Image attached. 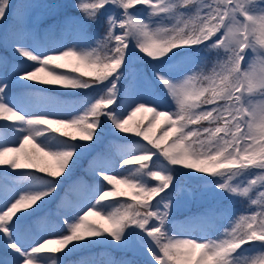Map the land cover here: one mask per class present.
<instances>
[{
	"label": "snow or ice",
	"instance_id": "1",
	"mask_svg": "<svg viewBox=\"0 0 264 264\" xmlns=\"http://www.w3.org/2000/svg\"><path fill=\"white\" fill-rule=\"evenodd\" d=\"M31 7L0 0L25 60L14 81L0 78V264H264V0L49 5L81 15L65 14L59 35L29 46L20 37ZM58 61L75 64L62 71ZM141 111L147 125L129 127ZM89 155L91 184L73 179ZM117 182L135 195L109 199L127 195ZM217 200L246 208L233 214ZM205 201L186 226L172 219Z\"/></svg>",
	"mask_w": 264,
	"mask_h": 264
},
{
	"label": "trees",
	"instance_id": "2",
	"mask_svg": "<svg viewBox=\"0 0 264 264\" xmlns=\"http://www.w3.org/2000/svg\"><path fill=\"white\" fill-rule=\"evenodd\" d=\"M64 1L65 0H19V2H21V3L32 5L34 8H36V10L39 9V13L36 16H34V19L37 22L36 28L34 30V36L35 37L39 36L41 34V30H43V31H46V33L48 35V39L51 40L53 38V32H55L56 35H59L58 28H56L54 26L59 24V20L65 14L72 15V16L81 15L73 7H63V8L56 7V11L55 10H53V11L49 10V8H50L49 5L60 6L62 3L64 4ZM17 2H18V0H13V3H17ZM75 3H76V0H67L65 5H73ZM28 21H30V20H28ZM25 23H23V26L25 25ZM38 27L41 30H39ZM27 29L29 30V29H31V27L30 28L27 27ZM103 30L104 29L101 26L100 29H99L101 34H103ZM25 31L26 30L23 27L22 28V33H23L22 36L25 35ZM0 54H1V56H4L6 61L9 62L8 66L6 67V70L8 72H10V70L16 69L17 64H22L23 65L25 63V60L22 59L21 57L15 55L13 53L12 49L5 48V47H0ZM4 58H3V60H4ZM61 64H63V63H61ZM74 64H75V61L73 62V66H74ZM65 65H67V67H65L66 71H70L71 70V66L68 65V64H65ZM86 70L87 69L84 68V67L81 68V71H86ZM39 75L42 78H45V79H50L51 78V77H49L47 75V72L40 73ZM108 127L109 126H107L106 129ZM58 128L61 129V132H69V133L77 135V136L80 135L79 131L77 129H74V128H66V127H63L61 125H59ZM112 137L113 136L109 135L108 131L106 130V132H105V140L107 141V140L111 139ZM25 151L27 153L32 154V155L35 156V151H34V148H33L32 144H29V146L26 148ZM90 155L86 156L84 158V160L81 162V166L77 169L76 173L73 176V179H76L77 177H83L87 184L93 183L94 178L85 171V169L88 166V160L90 159ZM40 156L42 157V159L40 161L42 166L47 167V166L51 165L53 168H55V163L56 162L53 159H51L50 157H44L43 154H40ZM60 192L62 194L63 193V189H61ZM86 192H87V188H85V190L82 191L79 194V198L82 197ZM118 192L126 193L127 195L126 196H121V197H110L109 199L116 198V199L130 200L131 197L133 195H135V190L129 188L127 185H125L123 183L121 185V189ZM154 202L155 201H153V203ZM212 202L218 204L216 201H212ZM206 203H207V201H205V202H197L196 204L190 205L189 207H181L182 212H180L178 214V216H176V218H178L179 220H182V221H186V219H185L186 217L190 216L192 213H195L200 207L204 206ZM53 207H54V205H53ZM220 207L228 209L233 214H239V213L245 211L246 202L242 201V200H234V201L230 202L228 200V201H224L223 204ZM99 220L100 221L95 222V224L103 225L105 227H109L110 226L108 224V222L106 220L102 219L100 216H99ZM52 247H59V245L55 244ZM91 251L92 252H96V253L105 254V250L104 249L97 248V249H93ZM109 251H110V254L115 255L117 258L134 259V260L141 261V262H144V261H146L148 259L147 257L141 258L138 255L134 256L130 252L125 253V252H120V251H115V250H109ZM81 255H88V253L87 252L78 253V254L70 257L69 259L70 260H77Z\"/></svg>",
	"mask_w": 264,
	"mask_h": 264
},
{
	"label": "rangeland",
	"instance_id": "3",
	"mask_svg": "<svg viewBox=\"0 0 264 264\" xmlns=\"http://www.w3.org/2000/svg\"><path fill=\"white\" fill-rule=\"evenodd\" d=\"M66 2H67V0H65L64 4L62 3L60 6H64ZM60 8H63V7H60ZM49 10L50 11H53V10L56 11V7H50ZM38 13H39V9L36 10V8H34V7L27 9L26 23L23 26L26 31H25V35L21 36L20 38H21L23 43H26L29 46L32 45L34 30H35L36 25H37V22L34 19V16H36ZM28 20H30V21H28ZM12 27H13V21L11 19H9V23L7 25H3V23L0 22V47L12 49L13 41H14V34L12 32ZM27 27H29V28L31 27V29L28 30ZM38 29L41 30L39 27H38ZM5 32H7L6 37H5ZM35 39L37 41H39L41 43H45V44L50 42V40L48 39V35H47L46 31H43V30H41V34L39 36H36ZM3 58H4V56H1V54H0V78H2L6 74L7 78L10 81H14L15 75H16V69L18 66H22V64H17L16 69L10 70V72H8L6 70V67L8 66L9 62L6 61L5 58L3 60ZM73 62L74 61H58L57 63L68 64L72 67ZM62 71H66V69L64 68V69H62ZM41 73H43V72H41ZM150 117H151V113L141 111V112L137 113L135 117H133V119L129 122L128 126L131 128H135L137 125H140L141 127L146 126ZM161 124H162V121L160 122V124L157 125L156 128L153 129L151 134L154 137L159 136L162 133L163 128L161 127ZM58 126L59 125H53V127H55V128ZM106 130L108 131L109 135L113 136V133L111 131L110 126ZM128 135H131V134H128ZM137 139H140V138L137 137ZM29 144H31V143H29ZM29 144L25 146V150L29 146ZM10 146H18V145H10ZM10 155H12V154H10ZM21 160L22 161L24 160L23 154H21ZM0 167H4V166H0ZM109 174H111V173H109ZM121 185H122V183L117 182L116 186H115V191H119L121 189ZM87 196H88V191L80 198L86 199ZM224 201H228V200H217L216 202L218 203L219 206H221ZM180 212H182L181 208L175 212L172 219L174 218L173 220L176 222L177 226H182V225L186 226V221H182V220H179L178 218H176V216H178V214ZM89 221L92 223L98 222V221H100L99 216L91 215V216H89ZM195 227H197V231H199V227L198 226H195ZM59 236H60V233H56L55 235H50L48 238L55 240V239H58ZM54 245H55V243L49 245V247H52ZM138 256H140L141 258L146 257L144 255H138Z\"/></svg>",
	"mask_w": 264,
	"mask_h": 264
}]
</instances>
